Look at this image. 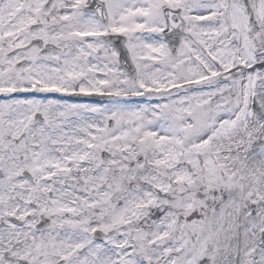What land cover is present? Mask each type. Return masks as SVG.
<instances>
[{
	"label": "snow or ice",
	"instance_id": "6c2138e0",
	"mask_svg": "<svg viewBox=\"0 0 264 264\" xmlns=\"http://www.w3.org/2000/svg\"><path fill=\"white\" fill-rule=\"evenodd\" d=\"M0 264H264V0H0Z\"/></svg>",
	"mask_w": 264,
	"mask_h": 264
}]
</instances>
